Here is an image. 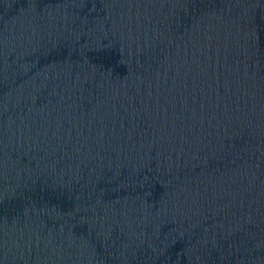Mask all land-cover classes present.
<instances>
[{
    "label": "water",
    "instance_id": "obj_1",
    "mask_svg": "<svg viewBox=\"0 0 264 264\" xmlns=\"http://www.w3.org/2000/svg\"><path fill=\"white\" fill-rule=\"evenodd\" d=\"M0 264H264V0H0Z\"/></svg>",
    "mask_w": 264,
    "mask_h": 264
}]
</instances>
